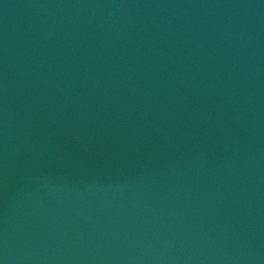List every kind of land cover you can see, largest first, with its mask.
I'll return each instance as SVG.
<instances>
[{
  "label": "water",
  "instance_id": "1",
  "mask_svg": "<svg viewBox=\"0 0 264 264\" xmlns=\"http://www.w3.org/2000/svg\"><path fill=\"white\" fill-rule=\"evenodd\" d=\"M0 264H264V0H0Z\"/></svg>",
  "mask_w": 264,
  "mask_h": 264
}]
</instances>
